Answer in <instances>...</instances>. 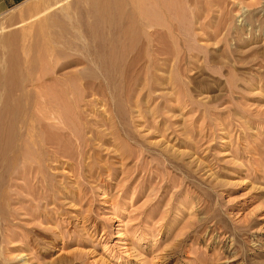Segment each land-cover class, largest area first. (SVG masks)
Here are the masks:
<instances>
[{
  "label": "rangeland",
  "instance_id": "rangeland-1",
  "mask_svg": "<svg viewBox=\"0 0 264 264\" xmlns=\"http://www.w3.org/2000/svg\"><path fill=\"white\" fill-rule=\"evenodd\" d=\"M84 1L0 0L2 63L90 36ZM125 1L116 58L55 45L73 61L33 72L62 106L31 94L0 133V264H264V0H164L151 27Z\"/></svg>",
  "mask_w": 264,
  "mask_h": 264
},
{
  "label": "bare ground",
  "instance_id": "bare-ground-1",
  "mask_svg": "<svg viewBox=\"0 0 264 264\" xmlns=\"http://www.w3.org/2000/svg\"><path fill=\"white\" fill-rule=\"evenodd\" d=\"M86 1L88 0H85L84 2L86 3ZM88 3H90L91 8L90 10H87L88 12L85 13V15L90 17L92 24L88 23L89 27L91 28V34L90 36H88V34H85V37H87L88 39L90 37L89 41L95 43V45L98 44L99 46L103 43L109 45L112 52L110 53L108 58L112 61L116 57L113 52V50H115V45H113L115 44V42L110 36V34H112L111 30H114L116 26L124 27L121 33L125 35L126 38V35L128 34V31L130 29L129 27L125 28L126 25L129 26L131 24V14L125 13L124 10V5L126 4L127 6V3L125 0H89ZM164 3V0H142V14L144 16L145 22L149 27L157 25L160 22L161 16L159 17V13H161L160 11L165 7ZM76 19L78 26L81 27L80 17H76ZM71 20L72 19L70 18L66 23V26H70V23L73 22ZM56 26H58V23H56ZM106 31L108 33H106ZM81 35L82 38H75V36L73 35H70V37H66L65 34H59L55 39L48 38L47 40L41 41V43L32 42L31 44L21 45L18 44V40H12L10 41V43L6 44V50H8L9 52L7 51L8 54H6L7 57L4 60V63H2L3 61H1L0 59V66L4 64V69H0V98L3 99V104L1 105L2 110L0 113V133L2 135L1 142L4 146H8L10 142V139L14 132V125L17 119L20 116H24V113L29 108L30 104L28 103V100L30 99L29 97L31 94H34V96L38 98L39 101L42 100L43 104H55L56 106L57 102H59V104L62 106L61 103H63V101L59 99L60 97L58 95H48L45 93L46 91H44V76L48 75L49 70L47 71L46 69H41V76H38L36 73V78L34 77L33 67H35V65H37L39 61L43 62V57H46L52 61V64L50 65L53 69L52 73L55 66L59 62L63 63L60 64L61 67L68 66V63H71L73 61L71 60L70 55L65 51H57L56 49H54V47L55 45H58L59 47L65 48L66 50L71 49V46L73 45V42H75V40L83 41L85 37L82 32ZM131 36L132 39L129 38V40H133V35L131 34L130 37ZM127 47L129 48V46ZM34 48L35 51L39 52L37 59H35L34 57H32L34 59L29 58L30 60L26 61L28 68H25L22 71L16 66V64L19 62L18 54L20 55L23 53L24 55H28L29 53H32L31 51H33ZM28 87L31 90H27ZM51 114L54 115L53 113Z\"/></svg>",
  "mask_w": 264,
  "mask_h": 264
}]
</instances>
